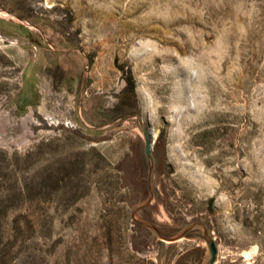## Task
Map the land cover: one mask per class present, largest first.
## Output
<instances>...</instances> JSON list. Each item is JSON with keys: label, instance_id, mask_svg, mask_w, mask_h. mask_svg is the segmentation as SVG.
Masks as SVG:
<instances>
[{"label": "rangeland", "instance_id": "374dc122", "mask_svg": "<svg viewBox=\"0 0 264 264\" xmlns=\"http://www.w3.org/2000/svg\"><path fill=\"white\" fill-rule=\"evenodd\" d=\"M152 135V166L142 129ZM182 216L215 264H264V0H0V264H174L136 236L116 167Z\"/></svg>", "mask_w": 264, "mask_h": 264}, {"label": "water", "instance_id": "95a60500", "mask_svg": "<svg viewBox=\"0 0 264 264\" xmlns=\"http://www.w3.org/2000/svg\"><path fill=\"white\" fill-rule=\"evenodd\" d=\"M144 135V155L152 166V135L147 129H142ZM137 141L130 144L132 156H126L117 167L122 171L120 188L127 187L129 195L120 202H126L130 209V219L136 236L130 241L132 250L138 253H151L154 250V240L175 243L183 238H196L198 245L182 254L174 264H215L217 259V244L219 239L212 234L213 227L209 214L187 218L181 215L178 208L182 206L169 200L172 195L166 191L163 183V147L156 142L158 179L146 180L143 177L136 146ZM156 227V228H155ZM160 229L166 235L160 233ZM192 231V235L187 233Z\"/></svg>", "mask_w": 264, "mask_h": 264}, {"label": "flooded vegetation", "instance_id": "af4514ba", "mask_svg": "<svg viewBox=\"0 0 264 264\" xmlns=\"http://www.w3.org/2000/svg\"><path fill=\"white\" fill-rule=\"evenodd\" d=\"M155 228H156V227H155ZM157 230H158L160 233L166 235L165 233H163L162 230H160V229H157ZM190 235H192V231H190V232L187 233V236H190ZM166 236H172V235H166Z\"/></svg>", "mask_w": 264, "mask_h": 264}]
</instances>
